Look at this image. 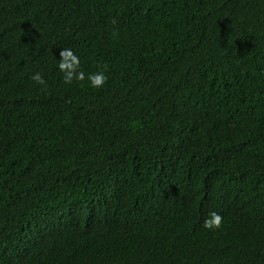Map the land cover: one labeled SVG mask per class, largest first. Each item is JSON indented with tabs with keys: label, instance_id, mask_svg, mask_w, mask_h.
Here are the masks:
<instances>
[{
	"label": "trees",
	"instance_id": "obj_1",
	"mask_svg": "<svg viewBox=\"0 0 264 264\" xmlns=\"http://www.w3.org/2000/svg\"><path fill=\"white\" fill-rule=\"evenodd\" d=\"M0 264H264V0H0Z\"/></svg>",
	"mask_w": 264,
	"mask_h": 264
}]
</instances>
